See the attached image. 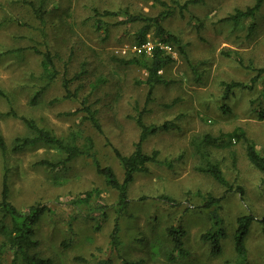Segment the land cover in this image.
<instances>
[{"label": "rangeland", "instance_id": "374dc122", "mask_svg": "<svg viewBox=\"0 0 264 264\" xmlns=\"http://www.w3.org/2000/svg\"><path fill=\"white\" fill-rule=\"evenodd\" d=\"M31 1L37 5L43 0ZM164 1L168 6L153 0H44L39 20L22 0H0V90L6 94L0 96V136L6 144L5 157L0 151V193L6 173L15 207L49 208L35 225L39 244L32 251L53 264H122V258L140 264H238L233 247L236 218L264 215L263 174L248 162L242 142L224 149L201 145L242 194L225 193L198 171L200 158L194 150L204 134L216 136L240 127L264 156V119L258 117L264 110V75L252 87L233 89L223 97V82L251 85L254 69L264 65V2L253 19L238 25L219 20L254 0H204L182 13L176 7L162 22L178 38L170 43L173 62L159 72L163 83L153 87L147 101L144 70L112 57L130 58L118 50L134 43L145 24L129 22L128 17H153L186 0ZM106 10L116 15H102ZM145 38L160 43L154 26ZM33 48L53 56L58 74L49 85L42 76V57ZM86 107L96 110L100 132L87 118ZM9 110L60 137L72 136L79 143L91 137L100 163L110 166L119 181L123 171L113 149L131 153L139 135L134 119L138 112L146 124L173 121L175 128L151 135L143 144L145 152L158 150V159L171 166L151 163L146 173H137L128 185L129 203L119 210L117 191L105 184L90 159L81 156L51 170L36 162L60 158L54 148L12 152L14 139L28 130L20 118L5 115ZM87 192L91 196L82 202ZM161 195L175 203H165ZM207 195L222 197L219 206L203 207ZM212 211L226 233L219 255L211 254L209 243L200 239L211 227ZM115 222L119 246L114 250L110 233ZM172 225L185 229L189 252L174 262L169 261L166 233ZM246 247L245 264H264V234L258 222L249 229ZM12 259L10 249L0 253V264H12ZM15 264L23 263L18 259Z\"/></svg>", "mask_w": 264, "mask_h": 264}, {"label": "trees", "instance_id": "16d2710c", "mask_svg": "<svg viewBox=\"0 0 264 264\" xmlns=\"http://www.w3.org/2000/svg\"><path fill=\"white\" fill-rule=\"evenodd\" d=\"M203 1L204 0H186L182 4L175 2L176 6L163 9L153 17L142 15L128 17L127 21L129 22L140 21L145 23L142 28L138 30L134 42H143L146 39L145 36L149 32V27L151 26L155 27L156 35L159 38L160 43L170 44L177 42L178 38L165 30L162 26L163 20L171 16L175 12L176 7L179 9L178 12L182 13L189 5L201 4ZM22 2L26 3L30 7L34 15L39 20H42L44 13V0L40 1L37 5L31 0H22ZM153 2L158 3L161 7L168 6L164 0H153ZM263 2L264 0H254V3L251 6H248L245 9H235L232 14L221 18L219 21L231 22L233 25H238L247 18L253 19L256 13L261 9ZM102 15H116V12L106 10L102 12ZM33 50L42 57V76L46 80V85H49V83L53 81L58 74L53 62V56L49 50L39 51L35 48H33ZM129 57L130 58H118L113 56L112 59L120 64L136 65L144 70L146 73L145 83L148 86L146 100L149 101L153 87L156 84L163 83V78L159 72L173 62L172 55L171 53H167L159 47H156L151 55L134 54ZM254 70L256 74L250 80L251 85H247L241 81L223 82V97L227 98L233 89L252 87L258 78L264 75V65L262 67L255 68ZM64 85L66 86V84ZM0 96L6 98V94L1 90ZM34 97L36 99V95ZM85 111L92 126L100 132L101 127L95 117L96 110H91L89 107H86ZM5 115H12L20 118L28 130L27 135L19 136L14 139L11 146L12 152H21L25 149L42 145L54 148L61 155L60 158L57 160L42 159L36 162L37 165L44 166L51 170L62 169L69 162L81 156L90 159L96 172L103 176L105 184L117 191V204L119 210L125 209L129 203L127 192L128 185L133 181L134 176L137 173H146L148 171V165L151 163H162L169 167L171 166L170 161H160L158 159V150H152L150 153L145 152L143 144L149 136L175 128L176 124L173 121L167 120L159 125L146 124L143 121L142 112H138L134 119L139 129V135L138 139L134 143L131 153L121 154L117 149H113L114 155L118 159L123 171V179L122 181H119L110 166H103L100 163L91 137L86 136L83 142L79 143L72 136L60 137L55 135L50 130L38 126L31 118L17 116L13 110H9ZM258 117L260 120L264 119L263 109L259 111ZM238 141L242 142L244 145L245 156L248 162L263 174L264 182V156L258 152L256 144L246 135L242 128L236 127L230 132H220L216 136L204 134L199 141V145H195L194 150L200 158V163L196 166V169L209 175L214 181L224 187L225 193L236 191L242 194V189L239 186L233 188L224 176L219 161H216L212 157L209 149L202 148L201 145L216 149H224L231 148L232 145ZM0 151L3 157H5L6 144L1 136ZM231 152L232 162L236 163L235 154L232 150ZM9 196L10 191L7 176L6 173H4L2 175L0 193V253L6 249H10L13 253L12 264H15L18 259L23 264H53V261L50 258L43 257L39 255V253L32 251L39 244L38 240L34 238L35 225L38 223L40 218L49 211V208L42 204H32L22 211L11 203ZM90 196L91 192H87L85 198L82 199V202H86ZM160 199L165 203H175V200L167 195H161ZM221 200L222 197L207 195L202 205L208 209L213 206L218 207ZM210 221L211 227L200 235V239L209 243L211 254L219 255L222 251V240L226 238V233L224 228H222V220L216 211L211 212ZM254 222H258L261 225V230L264 234V215L260 218H256L252 213H248L238 216L235 220L236 227L233 233V247L238 264H245L247 261L246 238L249 233V229ZM118 231V224L115 222V225L110 233V243L112 249L114 250L119 246ZM166 233L171 244L169 261L174 262L177 258H186L189 256V252L184 245V236L186 234L185 229L180 225H172L166 228ZM107 263V261L99 262V264ZM121 263L140 264V261L122 258Z\"/></svg>", "mask_w": 264, "mask_h": 264}, {"label": "built area", "instance_id": "2783aa9c", "mask_svg": "<svg viewBox=\"0 0 264 264\" xmlns=\"http://www.w3.org/2000/svg\"><path fill=\"white\" fill-rule=\"evenodd\" d=\"M159 47L160 49L164 50L165 52L169 53L171 51V45L167 43H154L150 39H145L143 42L140 43H131L121 47L118 50V54L120 56L129 57L134 54H146L151 55L153 50Z\"/></svg>", "mask_w": 264, "mask_h": 264}]
</instances>
